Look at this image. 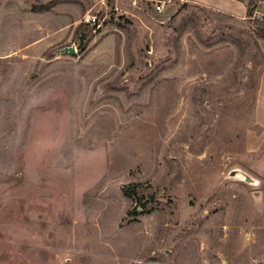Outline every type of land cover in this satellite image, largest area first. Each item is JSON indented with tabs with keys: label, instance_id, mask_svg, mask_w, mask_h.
Returning a JSON list of instances; mask_svg holds the SVG:
<instances>
[{
	"label": "rangeland",
	"instance_id": "1",
	"mask_svg": "<svg viewBox=\"0 0 264 264\" xmlns=\"http://www.w3.org/2000/svg\"><path fill=\"white\" fill-rule=\"evenodd\" d=\"M259 1L0 0V264H264Z\"/></svg>",
	"mask_w": 264,
	"mask_h": 264
},
{
	"label": "crops",
	"instance_id": "2",
	"mask_svg": "<svg viewBox=\"0 0 264 264\" xmlns=\"http://www.w3.org/2000/svg\"><path fill=\"white\" fill-rule=\"evenodd\" d=\"M256 126L262 130L261 134L250 131L246 135V151L248 154L257 155L251 165V170L258 175L264 174V73L262 74L255 108Z\"/></svg>",
	"mask_w": 264,
	"mask_h": 264
},
{
	"label": "built area",
	"instance_id": "3",
	"mask_svg": "<svg viewBox=\"0 0 264 264\" xmlns=\"http://www.w3.org/2000/svg\"><path fill=\"white\" fill-rule=\"evenodd\" d=\"M145 6L157 15H165L176 6L188 2V0H140ZM133 6L138 7V0H133ZM251 20H257L264 23V0H260L255 6L250 17ZM84 22L88 25L99 26L97 16L87 15Z\"/></svg>",
	"mask_w": 264,
	"mask_h": 264
},
{
	"label": "water",
	"instance_id": "4",
	"mask_svg": "<svg viewBox=\"0 0 264 264\" xmlns=\"http://www.w3.org/2000/svg\"><path fill=\"white\" fill-rule=\"evenodd\" d=\"M60 53H63V54H70V55H75L77 52H76V49L74 47H70V48H65L63 50H60L59 51ZM238 172H232V176H236ZM241 176L244 178V180L247 182V183H250V184H254L255 180L252 179L250 176H248L247 174H244V173H241Z\"/></svg>",
	"mask_w": 264,
	"mask_h": 264
},
{
	"label": "trees",
	"instance_id": "5",
	"mask_svg": "<svg viewBox=\"0 0 264 264\" xmlns=\"http://www.w3.org/2000/svg\"><path fill=\"white\" fill-rule=\"evenodd\" d=\"M139 185H132L129 186L128 188H125L123 193L126 197L128 198H133L135 195H137V189H139ZM139 214V209L135 210V215Z\"/></svg>",
	"mask_w": 264,
	"mask_h": 264
}]
</instances>
